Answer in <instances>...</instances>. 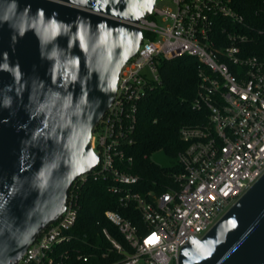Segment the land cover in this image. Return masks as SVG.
Masks as SVG:
<instances>
[{"label":"built area","instance_id":"2783aa9c","mask_svg":"<svg viewBox=\"0 0 264 264\" xmlns=\"http://www.w3.org/2000/svg\"><path fill=\"white\" fill-rule=\"evenodd\" d=\"M130 24L144 37L96 127L92 149L99 164L73 184L62 218L16 264H69L72 256L106 264H179L182 248L203 239L264 176V50H252L260 48L264 31H254L233 0H156L149 18ZM185 56L201 65L192 105L206 121L181 130L186 146L178 169L165 191L156 192L132 173L128 150L139 105L161 84V62ZM90 178L107 183L117 197L118 209L105 217L124 241L103 229L96 244L101 256L73 246L81 187Z\"/></svg>","mask_w":264,"mask_h":264},{"label":"water","instance_id":"95a60500","mask_svg":"<svg viewBox=\"0 0 264 264\" xmlns=\"http://www.w3.org/2000/svg\"><path fill=\"white\" fill-rule=\"evenodd\" d=\"M156 0H0V264H16L99 164L96 127ZM179 264H264V176Z\"/></svg>","mask_w":264,"mask_h":264},{"label":"trees","instance_id":"16d2710c","mask_svg":"<svg viewBox=\"0 0 264 264\" xmlns=\"http://www.w3.org/2000/svg\"><path fill=\"white\" fill-rule=\"evenodd\" d=\"M235 9L245 18L254 31H264V1L263 0H233ZM260 48L252 45V50H264V39ZM200 63L193 57H181L160 64L161 84L149 93L140 103L138 123L133 134L134 145L128 154L134 158L132 173L142 179L147 189L164 192L170 183L169 176L178 169L177 157L185 148L180 132L183 128L196 127L206 121V113L193 108V101L199 84ZM162 151L172 161V167H162L154 163L152 154ZM147 157V159H145ZM158 185L154 186L153 183ZM80 211L73 246L82 250L83 254L97 253L96 234L108 229L121 243L123 238L106 219L105 212L117 210V197L107 190V183L90 178L81 187ZM124 214H129L124 212ZM103 241V238H102ZM105 250L108 244L103 245ZM101 256V255H100ZM106 260H90L84 262L71 257L69 264H106Z\"/></svg>","mask_w":264,"mask_h":264},{"label":"rangeland","instance_id":"374dc122","mask_svg":"<svg viewBox=\"0 0 264 264\" xmlns=\"http://www.w3.org/2000/svg\"><path fill=\"white\" fill-rule=\"evenodd\" d=\"M150 159L154 163H156L162 167H172L173 166L171 159L162 151H159V152L152 154ZM96 238L98 241L102 242L101 233L96 234Z\"/></svg>","mask_w":264,"mask_h":264}]
</instances>
